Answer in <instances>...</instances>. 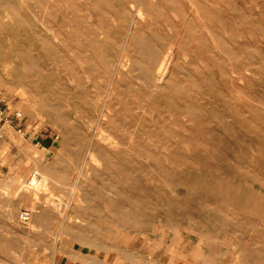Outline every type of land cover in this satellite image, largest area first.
<instances>
[{"label": "rangeland", "instance_id": "obj_1", "mask_svg": "<svg viewBox=\"0 0 264 264\" xmlns=\"http://www.w3.org/2000/svg\"><path fill=\"white\" fill-rule=\"evenodd\" d=\"M0 89V264H264V0H0Z\"/></svg>", "mask_w": 264, "mask_h": 264}, {"label": "built area", "instance_id": "obj_2", "mask_svg": "<svg viewBox=\"0 0 264 264\" xmlns=\"http://www.w3.org/2000/svg\"><path fill=\"white\" fill-rule=\"evenodd\" d=\"M23 117V114L20 110L10 111L8 110V103L6 102L3 91L0 89V120L6 123H14V121H20ZM16 127H19V124H16ZM23 220H28L29 215L27 212L21 214Z\"/></svg>", "mask_w": 264, "mask_h": 264}, {"label": "bare ground", "instance_id": "obj_3", "mask_svg": "<svg viewBox=\"0 0 264 264\" xmlns=\"http://www.w3.org/2000/svg\"><path fill=\"white\" fill-rule=\"evenodd\" d=\"M132 13V12H131ZM139 14H141L140 12H139ZM211 24V23H210ZM156 54V53H155ZM172 54V53H171ZM153 55V54H152ZM149 57H151L150 55H149ZM174 57V56H173ZM153 58V57H152ZM148 60L150 61V58H148ZM152 60H154V59H152ZM157 60L158 59H156V63H157ZM169 60H171L170 59V53H166L164 56H162V58L160 59V61H159V63H158V65H157V67H156V70H155V77L159 80V81H162L163 79H164V77H165V75H166V72L168 71L167 70V66H168V63H169ZM148 62V61H147ZM149 63H151V61L149 62ZM155 62H153V64H154ZM148 64V63H147ZM147 64H145V65H147ZM153 64H151V66L153 65ZM171 64V63H170ZM106 65V64H105ZM104 65V66H105ZM103 66V67H104ZM148 66H149V64H148ZM108 67V66H107ZM143 67H145V66H143ZM153 67V66H152ZM106 68V67H105ZM145 70V69H144ZM149 70V69H148ZM154 70V69H153ZM153 74V73H152ZM150 77H152V76H150ZM152 80H153V78H151ZM150 79V80H151ZM156 80V79H155ZM154 80V81H155ZM152 82V81H151ZM110 105V104H109ZM112 106V105H111ZM110 106V107H111ZM182 111H185V110H182ZM102 112V111H101ZM104 113V112H103ZM101 116H102V114H101ZM111 138V137H110ZM110 141V140H109ZM113 143V142H112ZM38 144V143H37ZM80 173V172H79ZM79 177V176H78ZM43 178V177H42ZM35 179H36V176H35ZM33 181V180H32ZM45 181V183H46V180L45 179H43L42 181H40V184H42V182H44ZM35 182V181H34ZM39 182V181H38ZM44 183V184H45ZM39 184V185H40ZM37 185V184H36ZM46 186H47V183L45 184ZM60 186V185H59ZM60 232V231H59Z\"/></svg>", "mask_w": 264, "mask_h": 264}, {"label": "crops", "instance_id": "obj_4", "mask_svg": "<svg viewBox=\"0 0 264 264\" xmlns=\"http://www.w3.org/2000/svg\"><path fill=\"white\" fill-rule=\"evenodd\" d=\"M36 143L38 144H42L43 142L45 143V146L50 147L52 144V141L50 140H35ZM76 262H70L68 261L65 264H114L111 260H109V258H103L100 256H94V255H89L88 257H78L76 258Z\"/></svg>", "mask_w": 264, "mask_h": 264}]
</instances>
